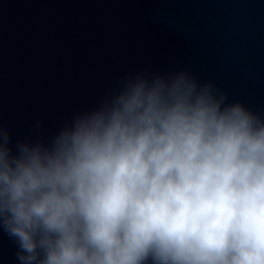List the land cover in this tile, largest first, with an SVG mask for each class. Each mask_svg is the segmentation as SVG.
<instances>
[{"label": "clouds", "instance_id": "9594fccd", "mask_svg": "<svg viewBox=\"0 0 264 264\" xmlns=\"http://www.w3.org/2000/svg\"><path fill=\"white\" fill-rule=\"evenodd\" d=\"M11 140L0 123L20 264H264V115L211 80L125 77L47 142Z\"/></svg>", "mask_w": 264, "mask_h": 264}, {"label": "water", "instance_id": "95a60500", "mask_svg": "<svg viewBox=\"0 0 264 264\" xmlns=\"http://www.w3.org/2000/svg\"><path fill=\"white\" fill-rule=\"evenodd\" d=\"M184 70L264 115V0H0V123L13 151L47 142L122 78ZM18 251L0 228V264H20Z\"/></svg>", "mask_w": 264, "mask_h": 264}]
</instances>
